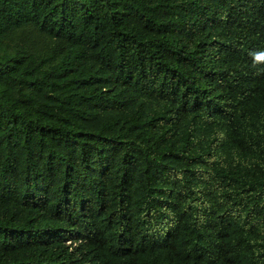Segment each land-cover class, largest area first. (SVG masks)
<instances>
[{
	"label": "trees",
	"instance_id": "obj_1",
	"mask_svg": "<svg viewBox=\"0 0 264 264\" xmlns=\"http://www.w3.org/2000/svg\"><path fill=\"white\" fill-rule=\"evenodd\" d=\"M0 264H264V0H0Z\"/></svg>",
	"mask_w": 264,
	"mask_h": 264
}]
</instances>
